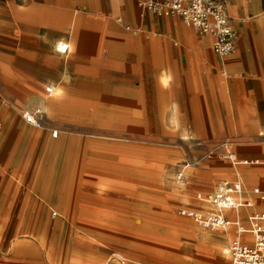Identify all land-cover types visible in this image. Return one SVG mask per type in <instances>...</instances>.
Here are the masks:
<instances>
[{
    "label": "crops",
    "instance_id": "0c3cea01",
    "mask_svg": "<svg viewBox=\"0 0 264 264\" xmlns=\"http://www.w3.org/2000/svg\"><path fill=\"white\" fill-rule=\"evenodd\" d=\"M142 1L0 0V264H215L254 241L236 220L264 213V0H226L227 57ZM223 178L253 205L217 229L179 214L218 211L198 195ZM161 226L176 248L146 241Z\"/></svg>",
    "mask_w": 264,
    "mask_h": 264
},
{
    "label": "built area",
    "instance_id": "2783aa9c",
    "mask_svg": "<svg viewBox=\"0 0 264 264\" xmlns=\"http://www.w3.org/2000/svg\"><path fill=\"white\" fill-rule=\"evenodd\" d=\"M159 17L177 16L182 18L186 25L194 27L200 33L211 34L215 37L214 50L216 54L227 57L235 52L237 32L231 24L226 0H144L141 2ZM66 46V45H65ZM67 46L64 50H67ZM40 110L25 111L24 117L37 126L42 125V118L38 116ZM3 123L0 120V130ZM57 134V131H53ZM229 158L234 164L239 162H256L248 158L239 159L234 153H229ZM182 173L179 174L181 176ZM243 182L240 178H223L220 185L212 192L199 194L200 199H205L214 204L218 211H202L191 207H180L179 214L190 216L203 228L217 229L226 227L232 220L223 212L222 208H239L241 205L252 206L253 199L243 198ZM255 191L264 197V190L258 187ZM250 226L247 228L241 219H237L238 233L248 231L254 237L253 242L244 240L241 236L233 239L229 252L231 260L223 264H264V219L263 212H250L248 214Z\"/></svg>",
    "mask_w": 264,
    "mask_h": 264
},
{
    "label": "rangeland",
    "instance_id": "374dc122",
    "mask_svg": "<svg viewBox=\"0 0 264 264\" xmlns=\"http://www.w3.org/2000/svg\"><path fill=\"white\" fill-rule=\"evenodd\" d=\"M2 42H5V41H0V44ZM2 44L4 45V43H2ZM0 50L7 51V48L0 46ZM147 237L149 238V240H147L148 239L147 238L146 241H148L149 244L154 243V244L162 247L164 250L169 249L170 247H175V248L177 247V243L174 242L175 238L174 237H168L164 233L162 226L158 229V231L152 232V234H149ZM230 259H231V254L229 253L227 258L223 261L228 262ZM223 261L216 262L215 264H222L221 262H223Z\"/></svg>",
    "mask_w": 264,
    "mask_h": 264
}]
</instances>
